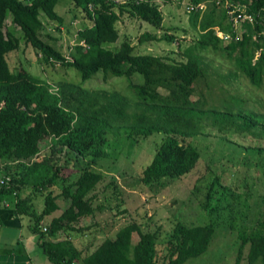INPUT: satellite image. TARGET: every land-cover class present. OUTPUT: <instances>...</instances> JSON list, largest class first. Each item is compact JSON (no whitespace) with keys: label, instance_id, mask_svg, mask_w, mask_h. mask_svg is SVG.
Here are the masks:
<instances>
[{"label":"trees","instance_id":"trees-1","mask_svg":"<svg viewBox=\"0 0 264 264\" xmlns=\"http://www.w3.org/2000/svg\"><path fill=\"white\" fill-rule=\"evenodd\" d=\"M69 1V10L74 15L82 13L87 22L77 29L67 56L40 35L42 17L63 23L56 10L59 0H0V228L4 226V211L17 215L20 222L25 220L23 228L38 236L39 246L51 264H183L206 253L222 213L231 211L229 199L240 197L221 183V195L211 205L218 176L207 193L209 223L187 226L177 222L163 253L157 248V234L143 232L135 221L126 223L86 253L71 235L90 228L81 226V221L103 208L101 204L94 205L95 195L91 193L105 178L96 165L108 156L109 129L116 136L125 133L134 142L153 133L163 135L155 153L140 170L141 186L181 177L193 170L202 155L195 139L208 135L204 133L205 119L220 131L264 134V112L258 109L205 108L208 101H214L209 95L225 86L207 78L211 62L204 58L206 51L219 52L233 61L236 78L242 75L261 86L264 0H188L185 8L196 38L182 49L181 59L140 53L128 39L112 45L119 38L117 22L123 14L162 28L163 13L155 0ZM237 3L240 9L232 13ZM190 5L192 9L188 8ZM8 13L25 42L41 55L44 63L74 67L82 80L101 71L104 80L110 76L130 79L139 73L143 81H130L129 96L116 90L84 88L69 81L53 84L22 66L12 70L6 54L18 49L19 39L4 31ZM243 13H251L254 21L243 19ZM238 15L237 27L234 18ZM218 32L231 39L224 40ZM149 39L173 42L176 36L166 31L161 36L147 32L139 36L140 43ZM43 142L47 150L41 153ZM245 149L249 154L264 155L261 146ZM261 164L264 166V158ZM34 198L42 200L40 211ZM58 209L61 211L55 214ZM254 219L238 230L236 264L245 245L246 264L264 262V207Z\"/></svg>","mask_w":264,"mask_h":264},{"label":"rangeland","instance_id":"rangeland-1","mask_svg":"<svg viewBox=\"0 0 264 264\" xmlns=\"http://www.w3.org/2000/svg\"><path fill=\"white\" fill-rule=\"evenodd\" d=\"M187 1L155 0L163 13L162 28L159 29L123 14L117 22L119 38L112 45L118 46L123 39H128L140 53L149 52L161 56L169 55L175 59L184 58L182 49L192 44L196 38V32L191 27L189 14L185 8ZM68 2L70 1L59 0L56 5V10L64 19L63 23L59 24L57 21L42 17L43 28L40 31L44 40L52 43L67 56V52L74 44L77 29L87 22L82 13L77 12V15H74V12L69 10ZM4 31L12 32L19 39L18 49L6 54L12 70L22 66L32 75L53 84L69 81L80 84L84 88L116 90L129 96L132 94L130 81L134 83L143 81L139 73H134L130 79L125 76H110L104 80L101 71L82 80L79 71L74 67L44 63L41 55L25 42L20 28L12 23L10 13L7 16ZM165 31L175 35L176 39L173 42L152 39L143 43L139 41L142 33H155L161 36ZM204 58L211 62L207 78L213 82H220L219 86L223 84L225 86L223 90L216 88L214 93L209 95L214 101H208L205 105L206 109L237 111L238 107H242L244 111H250L249 107H251L264 112V83L257 87L245 76L236 78L232 71L233 61L219 52L206 51ZM223 76L224 81L221 80ZM210 122L208 119L204 121V133L208 135H200L195 139V145L202 155L193 170L181 177L164 178L154 185L146 186L139 185V173L155 153L163 135L153 133L134 142L125 133L121 132L119 136H116L109 129L106 146L108 156L99 159L96 165L105 178L91 193L95 195L94 205L101 204L103 208L97 209L92 218L81 221V226L90 228L72 233L74 243L84 253L89 252L106 237L113 236L120 227L135 221L143 232L157 234V248L163 253L165 242L177 222L187 226L209 223L211 213L205 207L207 193L211 182L218 176L219 184L215 186L211 205H214L221 195V183L232 188L240 197L229 199L228 209L231 211L226 210L222 213L223 217L218 220L219 225L216 227L207 252L183 264H236L240 245L238 230L243 225L247 227L255 221V214L264 207L262 202L264 166L261 164L264 155L249 154L245 148L264 147V134L220 131ZM221 135L226 136L222 138ZM41 145V153H44L47 150V144L43 142ZM112 180L117 185V189L111 184ZM24 223H26L25 220ZM1 228L5 233L6 226ZM10 230L6 234L10 235L11 239L19 233V229ZM23 230L25 234L26 229L23 228ZM13 243L15 246L18 242L13 241ZM247 251L248 245H245L238 264L247 263ZM44 258L50 264L46 256ZM257 264H264V262L259 260Z\"/></svg>","mask_w":264,"mask_h":264},{"label":"crops","instance_id":"crops-1","mask_svg":"<svg viewBox=\"0 0 264 264\" xmlns=\"http://www.w3.org/2000/svg\"><path fill=\"white\" fill-rule=\"evenodd\" d=\"M34 200L36 209L40 211L42 208L41 198H34ZM64 206H61V208L63 209ZM60 211L61 210L58 209L55 214H58ZM1 215L2 222L7 228L6 232L11 231L10 229H19V233L15 234L14 238L11 239V236L7 235L6 232L4 233L2 228H0V264H49L47 260H45V255L39 246L38 236L29 234L26 230V233L23 234L24 221H18L17 215L14 213L12 214L10 211H4ZM2 234L5 236L2 237ZM12 240L18 243L14 246ZM19 242L22 245L19 244Z\"/></svg>","mask_w":264,"mask_h":264},{"label":"built area","instance_id":"built-area-1","mask_svg":"<svg viewBox=\"0 0 264 264\" xmlns=\"http://www.w3.org/2000/svg\"><path fill=\"white\" fill-rule=\"evenodd\" d=\"M226 1H229V2H231V0H226ZM238 4V3H237ZM230 5H233L232 3H230ZM200 6H202V5H200ZM240 4H238L237 6H235V7H233V9H232V13L236 10V9H240ZM192 7L193 6H189L188 8L189 9H192ZM238 17H240V15H238L237 17H235L234 18V23L236 24V26L238 27L239 26V18ZM241 17L243 18V19H246V20H248L249 22H253L254 21V17H253V15L251 14V13H243V14H241ZM241 31H242V29H240V32H238V33H241ZM218 35L219 36H221L222 38H224V40H230L231 39V37H230V35H228V34H224L223 32L221 33V32H218ZM238 35L239 34H237L236 35V38L238 37ZM9 179V177H7L6 178V180H8ZM5 180V181H6ZM1 182H4L2 179H1Z\"/></svg>","mask_w":264,"mask_h":264}]
</instances>
